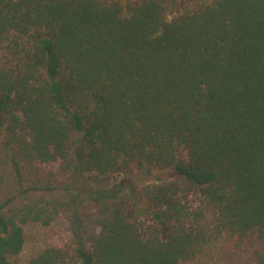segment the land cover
I'll list each match as a JSON object with an SVG mask.
<instances>
[{
	"label": "trees",
	"instance_id": "1",
	"mask_svg": "<svg viewBox=\"0 0 264 264\" xmlns=\"http://www.w3.org/2000/svg\"><path fill=\"white\" fill-rule=\"evenodd\" d=\"M240 250L264 264V0H0V264Z\"/></svg>",
	"mask_w": 264,
	"mask_h": 264
},
{
	"label": "rangeland",
	"instance_id": "2",
	"mask_svg": "<svg viewBox=\"0 0 264 264\" xmlns=\"http://www.w3.org/2000/svg\"><path fill=\"white\" fill-rule=\"evenodd\" d=\"M173 172H153L146 175L144 181H153L160 178H170ZM26 246L24 252L18 258L23 263L38 248L52 243L62 242L73 236L74 228L65 219H59L51 227L45 228L40 225L26 226ZM229 254V253H228ZM229 259L235 264H253V257L249 251H233L229 254Z\"/></svg>",
	"mask_w": 264,
	"mask_h": 264
}]
</instances>
